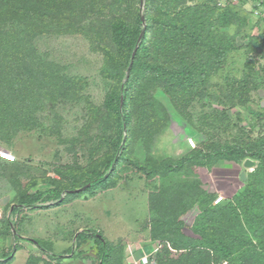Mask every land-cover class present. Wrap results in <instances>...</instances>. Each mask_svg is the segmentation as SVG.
Masks as SVG:
<instances>
[{
	"label": "trees",
	"instance_id": "obj_1",
	"mask_svg": "<svg viewBox=\"0 0 264 264\" xmlns=\"http://www.w3.org/2000/svg\"><path fill=\"white\" fill-rule=\"evenodd\" d=\"M117 1L121 2L0 0V131L10 140L16 130H32L40 125L36 110L46 107L44 97L55 100L62 95L57 90L64 89L59 84L64 80L55 67L36 55L35 39L45 33L83 35L93 51L102 53L101 74L110 86L103 106H91L88 120L90 127L97 124L104 131L95 149H102L103 167L91 168L81 187L88 183L102 189L115 186L121 165L125 169L132 166L149 179L175 174L164 191L172 196L171 206L146 223L151 238L158 241L153 264H264V136L221 144L213 140L205 125L216 128L225 122L233 126L240 123L239 106L249 108L258 123L264 120L263 112L249 107L252 91L264 86V62L252 54L264 58V31L253 34L243 30L250 17L242 15L231 2L145 0L141 8V0H127L125 6ZM259 1L264 5V0ZM258 8L255 4L254 9ZM106 10H112V18L104 21ZM260 17L257 24L264 21V16ZM239 36L249 39L245 47L252 54L244 75L227 74L224 81L214 82L229 53L241 48ZM156 88L189 121L195 102L201 101L203 108L209 106L211 110L198 118L199 131L206 139L194 148L187 144L191 150L184 156L150 167L131 155L136 134L146 139L156 125L164 128L170 122L166 105L154 94ZM73 89L68 83L67 93H74ZM233 109L236 123L229 114ZM247 158L253 159L256 167L248 173L243 190L216 204L219 192L205 189L196 171L209 169L220 160L243 162ZM187 175L192 178L175 180ZM47 181L57 184L51 178ZM37 184L34 180L21 192L17 200L21 208L15 207L13 212L42 200L47 191L32 192ZM72 184L71 190L76 189V182ZM49 192L57 198L62 195L59 186ZM195 206L199 212L191 227L194 234L190 235L184 231L183 216ZM7 220L10 228L16 227ZM89 231L77 235L78 246L94 240L101 250L100 264H109V241L102 232Z\"/></svg>",
	"mask_w": 264,
	"mask_h": 264
},
{
	"label": "rangeland",
	"instance_id": "obj_2",
	"mask_svg": "<svg viewBox=\"0 0 264 264\" xmlns=\"http://www.w3.org/2000/svg\"><path fill=\"white\" fill-rule=\"evenodd\" d=\"M126 1L117 2L125 6ZM200 1L190 0L191 3ZM220 2H231L242 15L250 17V24L243 30L253 34L264 31V21L257 24L258 18L264 16L263 4L259 5L260 13L256 14L253 0ZM140 6L143 8L141 3ZM111 11L106 10L102 20L111 19ZM238 42L241 48L229 53L225 67L218 72L214 82L224 81L227 74L244 75L246 61L252 54L264 62L256 52H247L248 38L239 36ZM34 47L42 62L59 71L64 80L59 84L64 85V89L57 90L62 95L55 100L44 97L46 107L36 110L40 125L32 130H16L10 140L0 131V146L10 149L18 157L17 163L0 159V264H100L101 250L94 240L80 246L77 243V235L85 230L90 233V229L102 232L109 241L108 247L112 249L109 264H144L141 259L149 257L152 247H158V241H153L146 223L171 206L172 196L164 191L176 175L169 174L165 178L154 175L149 179L132 166L125 169L121 165L115 186L102 189L94 184L82 189L81 185L88 180L87 172L94 166L103 167L102 149H95L104 131L98 129L97 124L88 125L91 106H103L110 86L101 74L103 55L92 50L87 38L75 33L40 34ZM65 82L74 85V93H67L68 83ZM154 94L166 105L170 122L164 128L156 125L146 139L136 134L131 155L150 167L161 160L178 159L188 153L191 149L187 138L193 136L199 143L206 139L205 133L199 131L198 118L202 112L211 110L209 106L203 108L202 102L197 101L190 108L192 120L189 121L177 112L160 88H156ZM250 106L264 113V86L252 91ZM239 109L242 121L234 126L227 122L216 128L205 124L213 140L236 144L264 136V120L258 123L249 108L239 106ZM229 112L236 123L234 109ZM245 168V160H220L213 167L196 172L205 189L219 192L226 201L245 187L246 181L240 176ZM252 171V168L248 169L247 173ZM48 178L56 180L57 184L48 183ZM187 178L192 177L178 176L175 180ZM34 180L38 184L32 192L40 189L47 193L35 206L13 212L15 207L21 208L17 200ZM73 181L76 189L82 190L74 193L71 190ZM55 186H59L62 194L59 198L49 192ZM198 212L195 206L183 216L186 221L184 231L190 235L194 234L191 227ZM8 218L16 223V227H9Z\"/></svg>",
	"mask_w": 264,
	"mask_h": 264
},
{
	"label": "built area",
	"instance_id": "obj_3",
	"mask_svg": "<svg viewBox=\"0 0 264 264\" xmlns=\"http://www.w3.org/2000/svg\"><path fill=\"white\" fill-rule=\"evenodd\" d=\"M253 1H255L256 3L255 4H257V5H262L261 4V1H259V0H253ZM220 5H224V3H222V2H220L219 3ZM259 9V8H258ZM258 9H256L257 11H256V14H259L260 12H258ZM187 142H188V144L191 146V147H196L197 145H198V140L195 138V137H189V138H187ZM0 158L1 159H4V160H6V161H16L17 159H18V157H17V154L16 153H14L13 151H11L10 149H7V148H4V147H2V146H0ZM223 199H224V196L223 195H220V196H218L217 198H216V200H215V203L216 204H218V203H220V202H222L223 201ZM154 254H151V258H153L154 256H153ZM147 258H149V257H147ZM147 258L145 259L146 261H148L147 260Z\"/></svg>",
	"mask_w": 264,
	"mask_h": 264
},
{
	"label": "water",
	"instance_id": "obj_4",
	"mask_svg": "<svg viewBox=\"0 0 264 264\" xmlns=\"http://www.w3.org/2000/svg\"><path fill=\"white\" fill-rule=\"evenodd\" d=\"M141 4H142V7H144V5H145V0H141ZM143 19H144V22H146V21H145V16H143ZM143 35H144V32L141 34V37H140V39H139V42H140V40L142 39ZM138 46H139V45H137V47H136V49H135V51H134V53H133V58H134V56H135V54H136V52H137V50H138ZM131 67H132V62H131V64H130V66H129V70H128V73H127V78L129 77V73H130V69H131ZM122 105H123V99H122ZM245 166H246V169H250V168H252V167L255 166V161H254L253 159H251V158H247V159L245 160ZM240 176H241V179H242V180L246 181V180H247V170H243V171L241 172ZM90 185H91V183H89V184H87L86 186L82 187V189H84V188H86V187H89ZM82 189H76V190H72V191L75 192V191H80V190H82Z\"/></svg>",
	"mask_w": 264,
	"mask_h": 264
},
{
	"label": "clouds",
	"instance_id": "obj_5",
	"mask_svg": "<svg viewBox=\"0 0 264 264\" xmlns=\"http://www.w3.org/2000/svg\"><path fill=\"white\" fill-rule=\"evenodd\" d=\"M199 143V142H198ZM187 144H188V142H187ZM189 145V144H188ZM190 146V145H189ZM191 147V146H190ZM197 147V146H196ZM191 148H193V147H191ZM255 167H256V162H255V166L254 167H252V169L254 170L255 169ZM251 169V168H250ZM245 170H246V168H245ZM248 170V169H247ZM247 175H248V173H247ZM220 196V195H219ZM218 197V196H217ZM216 197V198H217ZM225 198V197H224ZM216 200V199H215ZM224 200V199H223ZM221 203V202H220ZM219 204V203H218ZM157 249V248H156ZM156 249H154L153 247L151 248V252H150V254H149V258L147 259L148 261H146L145 259H141V261H143V263L144 264H152L153 262H154V257H155V254L157 253L155 250ZM151 254H154L153 256V258H151L150 256H151Z\"/></svg>",
	"mask_w": 264,
	"mask_h": 264
},
{
	"label": "crops",
	"instance_id": "obj_6",
	"mask_svg": "<svg viewBox=\"0 0 264 264\" xmlns=\"http://www.w3.org/2000/svg\"><path fill=\"white\" fill-rule=\"evenodd\" d=\"M1 160H3V159H1Z\"/></svg>",
	"mask_w": 264,
	"mask_h": 264
}]
</instances>
